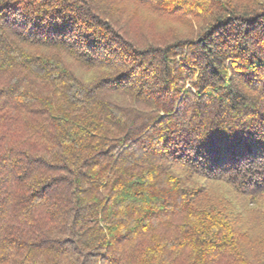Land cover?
<instances>
[{"label":"trees","instance_id":"16d2710c","mask_svg":"<svg viewBox=\"0 0 264 264\" xmlns=\"http://www.w3.org/2000/svg\"><path fill=\"white\" fill-rule=\"evenodd\" d=\"M0 264H264V0H0Z\"/></svg>","mask_w":264,"mask_h":264},{"label":"rangeland","instance_id":"374dc122","mask_svg":"<svg viewBox=\"0 0 264 264\" xmlns=\"http://www.w3.org/2000/svg\"><path fill=\"white\" fill-rule=\"evenodd\" d=\"M140 16H142V18H146V16L149 14V12H148V10L147 9H144V8H142V9H140ZM143 20V19H142ZM157 24H159L162 28H164V27H166V26H168L169 25V23H166V22H162V21H160V22H157L156 21V19H153V18H150L149 20H147V22L145 23V22H143V25H145L146 27H148V28H150V30L152 31L154 28H156V26L155 25H157ZM175 26H177V27H181V25H179V24H177V25H175ZM209 186H210V188H211V191H210V193H211V195H213V196H217V195H224L225 194V191H226V187L224 186V185H221V184H215V185H210V184H208ZM226 196V195H225ZM240 209H241V207H240ZM243 209V208H242ZM248 215V214H247ZM249 216H251V217H254V215H249ZM249 222H250V220H249Z\"/></svg>","mask_w":264,"mask_h":264}]
</instances>
